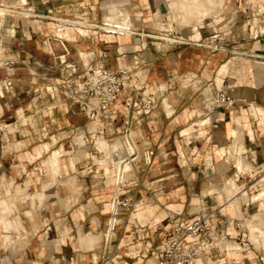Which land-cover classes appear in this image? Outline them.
Returning <instances> with one entry per match:
<instances>
[{
  "label": "crops",
  "instance_id": "crops-1",
  "mask_svg": "<svg viewBox=\"0 0 264 264\" xmlns=\"http://www.w3.org/2000/svg\"><path fill=\"white\" fill-rule=\"evenodd\" d=\"M189 1L0 0L6 57L17 62L11 71L0 68V79L14 83L0 98V197L11 198L12 216L22 223V237L9 244L0 226V264H99L115 165L99 152L96 138L122 139L130 115L138 149L128 182L133 206L119 220L112 264L155 258L169 229L168 212L191 215L205 201L223 232L239 228L229 217L235 206L221 188H211L236 174L233 160L223 157L233 143L237 116L248 120L243 126L250 147L246 159L256 167L264 159V118L261 126L250 107L264 103V0H218L226 9L197 26L181 10ZM77 18L123 22L132 33L92 29L82 36L77 26L67 24ZM219 30L227 32L225 50L198 45ZM67 65L78 69L74 78L97 65L128 71L123 91L110 106V120L90 119L56 87L68 78ZM219 91L231 94L234 102L209 112L207 96ZM134 92L153 95L154 109L133 114ZM148 151L154 154L146 161ZM56 152L59 173L49 160ZM39 194L42 203L29 198ZM10 227L17 231L13 220ZM215 258L213 252L191 264H231Z\"/></svg>",
  "mask_w": 264,
  "mask_h": 264
},
{
  "label": "built area",
  "instance_id": "built-area-1",
  "mask_svg": "<svg viewBox=\"0 0 264 264\" xmlns=\"http://www.w3.org/2000/svg\"><path fill=\"white\" fill-rule=\"evenodd\" d=\"M4 19L0 18V68L11 71L17 62L6 57V49L4 47L6 36L3 32V27L5 26ZM77 20L83 21L82 18H77ZM67 24L77 26L71 22H67ZM126 28L123 31L122 29L92 27L91 30H101L105 33L114 34L132 33L131 28L127 24ZM58 37L61 38L60 36ZM205 40L207 41L206 44L203 41L198 45L205 46L215 52L225 50L228 45L226 32H214L205 38ZM171 42L174 43L177 40L174 39ZM63 62L65 63V60ZM66 67L71 72L68 74V78L56 84V87L67 98L79 104L90 119L94 120L98 116H103L105 119L110 120V106L123 91L124 80L128 75V71L126 69L114 71L104 65H97L87 68L81 75V78H74L78 69L73 65H67ZM13 88L14 83L12 80L8 78L0 79V98L10 93ZM130 101L131 111L137 116L154 109L156 106V99L153 95L144 96L143 94L134 92ZM233 102L234 97L231 94L226 91H219L210 100H206L205 106L209 112H212L217 109L228 108ZM134 121L133 115H130L125 120L126 127L121 139L123 150L120 153L123 159L117 154L118 151H113L111 154L115 165V193L110 204V216L104 233L103 264H109V253L118 232L120 216L124 211L130 210L133 206V201L128 192V182H124L121 186H118L117 183L121 167L127 162L134 165L138 159L136 136L133 135ZM130 148L133 149V152H130ZM153 154V151H148L145 160L149 161ZM255 170H259V180L261 178L263 180L264 159ZM252 172L240 175L239 179L246 180L247 176ZM249 182L247 180L246 184L248 185ZM252 187L253 185L248 188L251 189ZM260 189L261 185H259ZM168 223L169 229L163 248L158 250V254L151 264H191L196 259L212 256L213 252L218 249L215 241L221 230L216 221L214 211L203 210L187 216H184L181 212L170 211L168 212ZM109 233L111 234L110 238H108Z\"/></svg>",
  "mask_w": 264,
  "mask_h": 264
},
{
  "label": "bare ground",
  "instance_id": "bare-ground-1",
  "mask_svg": "<svg viewBox=\"0 0 264 264\" xmlns=\"http://www.w3.org/2000/svg\"><path fill=\"white\" fill-rule=\"evenodd\" d=\"M207 4H210V6L208 7ZM219 4L220 3L218 2V0H192V1L184 3V6L181 7V10H182V12L190 15L192 18L196 19V21L200 23L206 17H209L210 15H212L214 13L215 9L218 6H220ZM116 20H117V18H116ZM86 22H87V20L86 21H73L71 23H75L77 25V27H80V26H85L84 23H86ZM111 24H112V20H111ZM103 25H105V22L100 23V25H99V23H93V22H91V23L89 22L88 23V26H90V29L92 27H101V28H104V29H116V30H118V29H122V30L123 29L124 30L127 29L126 28V24L123 23V22L111 25L110 26L111 28H105ZM62 29H63V26L59 25L58 26V32H57L58 36H63ZM83 32H85V31H83ZM87 32L88 31H86L85 35H87ZM83 34L84 33H82V35ZM62 58L64 59L63 56H62ZM207 100H210V99L207 98ZM262 124H263V122L260 121V125L261 126H262ZM238 132H239L238 134H240L239 136L243 137V135H242L243 132L241 130L238 131ZM235 137H236V135H235ZM237 137H238V135H237ZM242 137H240V142H241L240 144L243 143L244 146H246L245 140L241 141ZM97 138H96V147L99 150V152L105 153L107 156H111L113 151H116V152L118 151L117 154L119 156H121L120 153H122V150H123V143H122L121 139H117L116 144H112L103 136L99 135V136H97ZM251 138H253V136H251ZM233 139H235V138L233 137ZM237 140H239V139L237 138ZM243 148H245V147H243ZM234 150H235V160H236L235 168L237 169V174H235V176H238L239 173L243 174L245 171H248V170H251V169H253V170L256 169V167L251 162H249L246 159V157H243L239 153L238 149H234ZM130 152H133V149L130 148ZM121 159H123V156H121ZM49 160H50V162L52 164L53 169L57 170V172L59 173V170L57 169L58 168V161H59V153L56 152L53 155H51ZM133 172H134V165L132 163H130V162L125 163V165L123 167H121V169H120V175L118 177V183H117L118 186H121L124 182H129V180L131 178L130 176H131V174ZM55 175H56V173H55ZM261 181H262L263 185H262V188L260 190V193L259 194L257 193L258 195H256V194L253 195L252 198L249 197V193L245 189H242V190L237 192V188H238L237 184H238V182H240V180L237 177L229 179L227 182H225V184H224L223 188L221 189V191H222V194L225 197L226 201L229 203V205H234L236 210H237V212H239L238 214L241 216V217L240 216L239 217L244 219V221L246 223V226H247V228L249 230V233L251 232L250 233L251 234V238H249V239L251 241H253L254 243H256V244L258 243V245L260 243L263 246V248H264V219L263 218L262 219H258L257 218L258 220L253 219L249 215L250 213H248V209H247V205H248V201L249 200L250 201H254V202H256V201L264 202V177H263V180L261 179ZM29 198L30 199L32 198V200H34V201H36L38 199L40 201V203H42V201H43L41 194H39L38 196H36V195L32 196L31 195ZM12 204L13 203H12L11 198H7V197H2L1 198L0 197V226L4 227L6 229L5 234H4V239L7 241L8 244L12 242L13 238H15L16 235L18 237H20V238L22 237V230H21L22 223H21V220H20L19 217L12 216L13 215V208H14L12 206ZM261 212H264V210L261 211ZM12 220L14 221L15 226L17 227V231H15V232H13L12 229H10L11 228L10 224H11ZM110 235L111 234L109 233L108 234V238H110ZM93 237H96V236H93ZM224 239L225 238H222L220 240L223 241ZM218 240H219V237H217L216 241H215L217 247H219ZM227 245H229V244L227 243ZM236 245H237V243H236ZM236 245H235V248H236ZM232 246H233V244H232ZM219 248H221V247H219ZM227 248L230 251L229 246ZM239 250H240V248H239ZM239 262L240 261H236V263H239Z\"/></svg>",
  "mask_w": 264,
  "mask_h": 264
},
{
  "label": "rangeland",
  "instance_id": "rangeland-1",
  "mask_svg": "<svg viewBox=\"0 0 264 264\" xmlns=\"http://www.w3.org/2000/svg\"><path fill=\"white\" fill-rule=\"evenodd\" d=\"M253 1V0H251ZM217 9V10H216ZM215 9V11H219L217 14L216 12H214L212 15H210L209 17H212V16H215L214 14L218 15L220 13V10H225L226 7H224L223 5L222 6H218L217 8ZM177 13H181L179 12L177 9L176 11ZM183 14V13H182ZM185 16V14H184ZM77 20V19H75ZM84 20V19H82ZM88 23L89 21H87L86 23H84L85 26H80L78 27V31L80 32V34L82 35V33H84L82 36H89L90 35V26H88ZM91 23V22H90ZM180 23H183V22H180ZM185 23V22H184ZM191 22H188V23H185V24H190ZM126 24V23H125ZM199 24V22H194V25L197 26ZM100 25V23H99ZM107 25V26H106ZM111 25H114L113 23H105V25H103L105 28H111L110 26ZM262 26H264V23H261ZM109 26V27H108ZM85 31V32H83ZM86 31L87 32V35L86 34ZM216 32H226L225 30H219V31H216ZM227 33V32H226ZM204 44L207 43V41L204 39ZM202 41V42H203ZM264 64V63H263ZM195 89H197L196 86H194ZM213 96H207L208 99H211ZM205 100V99H204ZM206 104V103H205ZM264 103L262 101H258L256 103H252L250 104V107H251V110H252V113L255 114L256 116H260L259 118V122L261 120H263L264 118V110L261 108V106L263 105ZM256 110H258L257 112H255ZM248 120L247 119H243L240 117V116H237L236 118V128L235 129H232L231 131V134L232 136L235 138L233 139V143L231 144L230 148L229 149H225V156L223 157V159L225 160L227 157L231 160H233V163L235 165V150L234 149H238L239 150V153L243 156V157H246V153L248 152L249 148L247 143H246V146H244V144H240V137L242 136H239L240 134H238L239 132L238 131H242V135L243 137L241 138V141H244L245 140V129H244V125L245 123L247 122ZM239 127V128H238ZM94 128V127H93ZM243 129V130H242ZM238 130V131H237ZM235 131V132H234ZM241 133V132H240ZM236 135V137H235ZM238 135V137H237ZM249 135L250 136H253V134L251 133V131L249 132ZM237 138L239 140H237ZM98 139V138H97ZM102 139V138H101ZM238 141V142H237ZM117 140H115L112 144H116ZM239 144V145H238ZM235 145V146H234ZM233 146V147H232ZM238 146V147H237ZM237 147V148H236ZM245 147V148H243ZM227 150H228V153H227ZM245 150V151H244ZM264 152V150H263ZM197 152H196V157H197ZM202 154V153H201ZM224 155L223 151L220 152V155ZM228 159V160H229ZM250 162V161H249ZM256 167V166H255ZM257 168V167H256ZM255 170V169H254ZM253 169L251 170H248V171H245L243 174H245L246 172H251L253 171L251 174H249L246 178V180H240V175L242 174H238V176H231V177H227L223 183H222V186H216V187H213L211 188L213 191H218L219 188H223L225 182H227L229 179H232V178H235L237 177L240 182H238V188H237V192L242 190V189H245L248 191L249 193V197L252 198L253 195H258L260 193V190H259V185H261V188H262V181L259 180L260 177H259V170H255L254 171ZM236 174H237V169H236ZM132 175V174H131ZM131 177V176H130ZM262 179V178H261ZM247 180H249L250 182L248 183V185L246 184L247 183ZM243 183V184H242ZM251 185H253V187L251 189H249L248 187H250ZM209 189V190H211ZM209 190H207V193L209 192ZM222 192V191H221ZM258 193V194H257ZM209 194V193H208ZM186 201V200H184ZM187 202L189 203L190 200H187ZM198 202L197 200H194L192 202L193 205H198ZM206 202V205H203V204H200V207L196 206L193 210V212H200V211H203V210H208V204H207V201ZM247 209H248V213H250L249 215L255 219V220H258V219H264V212H261L264 210V202L262 201H248V205H247ZM259 212V213H258ZM231 218H234L236 219V223L239 224V228L238 229H234V227H231V229L229 231H226V232H223L221 229V232L220 234L218 235L219 237V240H218V249L214 251V255H216V260H219V262H221L223 259L222 262L226 263V262H230L231 264H235L236 261H241L240 264H264V248L263 246L259 243L256 244L254 243L253 241H251L249 238H251V232L249 233V230L246 226V223L244 221L243 218H240L241 216L238 214V212H235L234 210H230V214H229ZM122 216V215H121ZM120 216V218H121ZM240 216V217H239ZM258 218V219H257ZM119 228L118 227V232H119ZM238 230H241V233L239 234V238L240 240L237 239L238 237ZM118 232L116 234V237L118 235ZM116 237L114 238L113 240V246L115 244V240H116ZM222 238H225L223 241L220 240ZM237 241V242H236ZM221 242V243H220ZM223 242V243H222ZM229 245H227V243ZM240 242H243V244H241ZM253 242V243H252ZM237 243V245H236ZM222 244V245H221ZM233 244V246H232ZM227 245V246H226ZM235 245H236V248H235ZM257 245V246H256ZM112 246V248H113ZM229 246V249L230 251L228 250V247ZM232 246V247H231ZM236 249H234V248ZM112 248L110 249V253H109V264H112L111 262V254H112ZM240 248V250H239ZM243 248V249H242ZM239 251H238V250ZM238 253H237V252ZM154 256L152 255H149V256H146L143 260V262L141 264H151L153 261H154ZM221 260V261H220ZM242 260L244 261V263L242 262ZM104 260H101L99 262V264H103Z\"/></svg>",
  "mask_w": 264,
  "mask_h": 264
}]
</instances>
